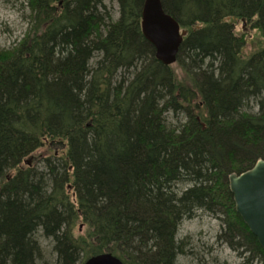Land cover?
Here are the masks:
<instances>
[{"label": "trees", "instance_id": "trees-1", "mask_svg": "<svg viewBox=\"0 0 264 264\" xmlns=\"http://www.w3.org/2000/svg\"><path fill=\"white\" fill-rule=\"evenodd\" d=\"M160 1L186 31L182 78L142 36L143 0H116L117 19L103 0H26V32L0 48V264H177L196 213L264 264L227 180L264 159V0Z\"/></svg>", "mask_w": 264, "mask_h": 264}, {"label": "water", "instance_id": "water-1", "mask_svg": "<svg viewBox=\"0 0 264 264\" xmlns=\"http://www.w3.org/2000/svg\"><path fill=\"white\" fill-rule=\"evenodd\" d=\"M140 29L144 39L153 47L155 59L164 66L174 64L186 31L165 13L160 0H143ZM25 163L30 165L29 160ZM227 180L236 214L264 251V159L257 160L239 175L230 174ZM83 264L123 263L111 254H99Z\"/></svg>", "mask_w": 264, "mask_h": 264}, {"label": "rangeland", "instance_id": "rangeland-1", "mask_svg": "<svg viewBox=\"0 0 264 264\" xmlns=\"http://www.w3.org/2000/svg\"><path fill=\"white\" fill-rule=\"evenodd\" d=\"M107 9L111 12L113 19H117L116 0H103ZM26 0H0V48L8 49L15 46L23 37L28 28V10L26 9ZM245 28V25H241ZM240 29V24H237ZM247 31V29H245ZM250 34L249 44L243 49V53L247 55L253 50V43L256 36L254 32L248 31ZM253 38V39H252ZM251 39L254 40L251 43ZM261 46L262 44H259ZM171 68L175 74L182 78L179 67L173 64ZM52 151L47 147L39 149L33 156L31 162L40 156L51 155ZM62 155V151L57 152ZM31 163V164H32ZM26 166V164H24ZM220 222L212 216L204 213H196L192 219L182 222L179 227L177 239L183 240L184 255L178 258L177 264H240L243 261L234 252L217 241L216 236L220 232ZM85 227L77 225L74 231L75 235H82ZM43 247L45 259L50 262L54 259L52 254V245L50 242L40 241ZM256 264V263H255Z\"/></svg>", "mask_w": 264, "mask_h": 264}]
</instances>
